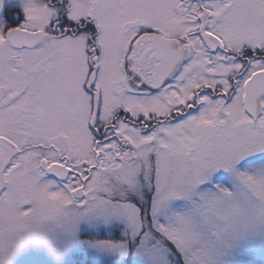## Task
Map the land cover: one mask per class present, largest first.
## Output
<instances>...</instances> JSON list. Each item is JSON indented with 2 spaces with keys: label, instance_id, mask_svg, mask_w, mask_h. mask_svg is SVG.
<instances>
[{
  "label": "snow or ice",
  "instance_id": "1",
  "mask_svg": "<svg viewBox=\"0 0 264 264\" xmlns=\"http://www.w3.org/2000/svg\"><path fill=\"white\" fill-rule=\"evenodd\" d=\"M0 264H264V0H0Z\"/></svg>",
  "mask_w": 264,
  "mask_h": 264
}]
</instances>
